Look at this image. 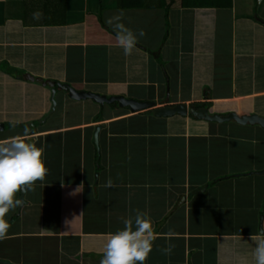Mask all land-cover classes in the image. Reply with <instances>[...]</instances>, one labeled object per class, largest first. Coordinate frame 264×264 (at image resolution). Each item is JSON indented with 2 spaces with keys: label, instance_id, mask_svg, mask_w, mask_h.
Returning <instances> with one entry per match:
<instances>
[{
  "label": "crops",
  "instance_id": "0c3cea01",
  "mask_svg": "<svg viewBox=\"0 0 264 264\" xmlns=\"http://www.w3.org/2000/svg\"><path fill=\"white\" fill-rule=\"evenodd\" d=\"M255 3L192 0L165 14L118 10L117 0H0V140L33 127L24 138L44 148L48 168L24 191L19 213L7 215L0 264H100L108 234L137 211L157 233L146 264H254L250 237L264 233V129L156 118L152 109L198 103L210 104L200 108L209 115L264 117V0ZM120 13L124 26L145 33L130 55L106 23ZM176 49L189 55L171 56ZM55 84L155 106L100 107ZM52 90L55 110L45 118ZM64 99L87 113L66 122Z\"/></svg>",
  "mask_w": 264,
  "mask_h": 264
},
{
  "label": "clouds",
  "instance_id": "9594fccd",
  "mask_svg": "<svg viewBox=\"0 0 264 264\" xmlns=\"http://www.w3.org/2000/svg\"><path fill=\"white\" fill-rule=\"evenodd\" d=\"M34 16H39L35 13ZM123 13L109 18L108 23L113 28L115 39L125 55H130L136 49L138 38L145 35L141 29L133 32L121 23ZM16 127V123H11ZM27 129L24 136H27ZM24 136H13L0 140V241L7 238L10 223L6 219L10 210L21 205L20 194L34 187L36 181H43L48 173L45 166L44 148L37 147ZM81 186V185H80ZM80 186L76 189L80 188ZM111 187V181L107 182ZM157 233L153 221L146 214L137 211L134 218L123 219V228L109 233L104 244L100 264H146L153 249V241ZM264 233L256 237L253 250L254 264H264ZM171 251L170 247L163 250Z\"/></svg>",
  "mask_w": 264,
  "mask_h": 264
},
{
  "label": "water",
  "instance_id": "95a60500",
  "mask_svg": "<svg viewBox=\"0 0 264 264\" xmlns=\"http://www.w3.org/2000/svg\"><path fill=\"white\" fill-rule=\"evenodd\" d=\"M30 80H34V78L30 77ZM42 85H49L51 88L54 87V83L50 81H40ZM56 87L60 90H63L68 93V97H70L72 100L75 101H85V100H91L95 104L100 105V107H103L105 104H112L117 103L119 108L122 109H128L130 112H138L142 110H147L149 108H153L155 105L154 102L150 101H137L133 99H128L123 96H112V97H106L104 95H99L95 93L90 92H84V91H76L72 87L66 84H55ZM53 95L54 90H52V98L51 102H53ZM152 115L156 118L161 117H171L174 115L178 116H190L191 118H196L198 120H208V121H214V122H227V121H234L237 124L240 125H258L262 129H264V117H259L255 114L251 115H237L236 113H229L227 116H218V115H209L208 112L205 109H198L195 110L192 107L184 104H177V105H171V106H164L161 108H154L152 109ZM2 126V125H0ZM2 127H0L1 129ZM100 126H96L93 134V143L95 144L96 150L98 151V145H97V138H98V132H99ZM259 174L264 175V170L260 171ZM24 193L20 194L21 198V205L17 207V214L19 213L21 207L24 203ZM260 224H261V218H260Z\"/></svg>",
  "mask_w": 264,
  "mask_h": 264
},
{
  "label": "rangeland",
  "instance_id": "374dc122",
  "mask_svg": "<svg viewBox=\"0 0 264 264\" xmlns=\"http://www.w3.org/2000/svg\"><path fill=\"white\" fill-rule=\"evenodd\" d=\"M155 17H156V14L151 12V25H152V23L156 22V20L153 19ZM104 25H105V23H104ZM203 43L205 44V41ZM220 49L225 51V49L222 47V45L220 46ZM170 50L171 49H164L162 51L161 60L159 62L161 65L165 61L163 59H166L167 55H169ZM187 51L188 50L185 51V49H176L175 51H173V53H171V56H173V55H187L188 56L189 52H187ZM199 54L200 53H198L197 55H196V53H192V56H199ZM169 67H170L169 71L172 70V73H171L172 77L173 78L179 77V75H180L179 66L177 64H175V66H174V64H171V65H169ZM187 74L190 75V71H188ZM198 77L203 78L202 76H198ZM197 80H201V79H197ZM211 82H212V80H209V84H211ZM215 88H217L218 91L222 90V88L220 86H218V85H215ZM39 100H40L39 97H37V101H39ZM53 102L54 103H52L51 100H50L48 102V104L44 107V109H45V118H50V117L52 118V115L54 114V110H55V105H56L54 99H53ZM64 102L68 103V107L66 108V110H68V111H64L63 112L66 122H69V115H71L73 113H78V118H81L83 116V114L87 113V111L85 110V109H87V107H85V109L84 108H80V107L76 106V104L73 105L72 102H70L67 99H64ZM261 108H264V103L263 102L261 103ZM61 111H62V107L60 106L58 108V111H56L57 112L56 114H59ZM46 124H48V123H46ZM8 133H10V131Z\"/></svg>",
  "mask_w": 264,
  "mask_h": 264
},
{
  "label": "trees",
  "instance_id": "16d2710c",
  "mask_svg": "<svg viewBox=\"0 0 264 264\" xmlns=\"http://www.w3.org/2000/svg\"><path fill=\"white\" fill-rule=\"evenodd\" d=\"M159 1V5H155L154 2L155 0H151V7H150V1L149 0H117V6H118V10H136V9H141V8H155L154 10H160L162 12H166L165 14H167L171 9L173 8H186L187 6V2L188 1H192V0H156ZM256 3L252 6L253 8H256V6L258 5V0H254ZM161 4V6H160ZM160 6V7H159ZM196 4H189L187 8H195ZM162 9V10H161ZM206 53L204 52V57H205ZM56 89H58L56 87ZM60 90V89H58ZM114 105H116L115 103H113ZM193 109H200V108H206L208 106H210V104H198V103H194L191 105ZM100 119V117L98 118ZM31 127V126H30ZM28 128V134L27 136H31L33 134H35V129H33V127Z\"/></svg>",
  "mask_w": 264,
  "mask_h": 264
},
{
  "label": "flooded vegetation",
  "instance_id": "af4514ba",
  "mask_svg": "<svg viewBox=\"0 0 264 264\" xmlns=\"http://www.w3.org/2000/svg\"><path fill=\"white\" fill-rule=\"evenodd\" d=\"M190 107H192V106H190ZM195 110H198V109H195ZM189 116V115H188Z\"/></svg>",
  "mask_w": 264,
  "mask_h": 264
}]
</instances>
